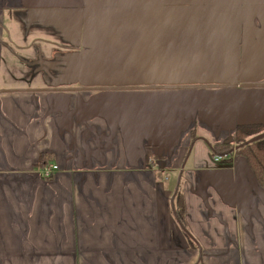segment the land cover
<instances>
[{
    "label": "crops",
    "instance_id": "1",
    "mask_svg": "<svg viewBox=\"0 0 264 264\" xmlns=\"http://www.w3.org/2000/svg\"><path fill=\"white\" fill-rule=\"evenodd\" d=\"M260 123L264 0H0V264H264Z\"/></svg>",
    "mask_w": 264,
    "mask_h": 264
},
{
    "label": "trees",
    "instance_id": "2",
    "mask_svg": "<svg viewBox=\"0 0 264 264\" xmlns=\"http://www.w3.org/2000/svg\"><path fill=\"white\" fill-rule=\"evenodd\" d=\"M212 154L241 155L250 166L258 182L264 186V124L238 125L235 133V144L220 143L210 145ZM230 157L223 158L222 163H230ZM178 223L183 227V202L180 193L172 202Z\"/></svg>",
    "mask_w": 264,
    "mask_h": 264
},
{
    "label": "built area",
    "instance_id": "3",
    "mask_svg": "<svg viewBox=\"0 0 264 264\" xmlns=\"http://www.w3.org/2000/svg\"><path fill=\"white\" fill-rule=\"evenodd\" d=\"M229 157L227 154H215L213 155L212 157V161L216 164L220 163L221 160L223 158H227ZM58 168L57 165L53 164V165H46L43 170H42V173L44 175V177H50L53 175L54 171Z\"/></svg>",
    "mask_w": 264,
    "mask_h": 264
}]
</instances>
